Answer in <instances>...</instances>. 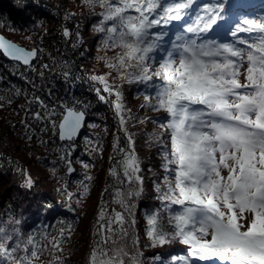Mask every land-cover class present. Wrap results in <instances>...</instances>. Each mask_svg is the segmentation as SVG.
I'll use <instances>...</instances> for the list:
<instances>
[{
	"label": "snow or ice",
	"instance_id": "snow-or-ice-1",
	"mask_svg": "<svg viewBox=\"0 0 264 264\" xmlns=\"http://www.w3.org/2000/svg\"><path fill=\"white\" fill-rule=\"evenodd\" d=\"M83 4L90 11L97 6L102 10L93 31L103 34V49L114 53L98 57L110 71L90 79L116 97L113 107L130 150L117 144L113 149L124 153L118 167L129 185L136 186L127 193L130 197L141 196L143 177L135 141L126 132L128 121L135 118L123 103L122 85H141L140 108L164 114L158 122L160 132L149 135V143L162 145L166 173L163 186L155 188L162 207L145 217L149 246L185 245L186 255L172 257L171 264H264V16L241 18L228 31L232 40L221 42L212 33L226 19L223 2L83 0ZM174 23L178 26L173 30ZM64 35H69L67 30ZM0 50L24 65L37 56V50L2 38ZM113 73L119 83L109 84ZM68 75L65 72L66 79ZM15 95H20L19 89ZM30 103L46 107L39 97ZM84 116V111L66 107L58 126L60 140H73ZM33 118L44 117L36 112ZM72 171L69 162L68 172ZM109 175L118 176L117 169H110ZM24 186H32L30 178ZM117 197L114 202L132 216L135 205L120 193ZM128 222L122 212L106 219L101 209L94 233L100 240L92 247L88 264H124L128 253L116 240L128 235L124 228ZM60 244L61 239L53 238L39 246L32 236L23 240L18 228L0 226V264H33L49 245L50 264H64L55 256ZM109 244L113 246L108 248Z\"/></svg>",
	"mask_w": 264,
	"mask_h": 264
},
{
	"label": "trees",
	"instance_id": "trees-1",
	"mask_svg": "<svg viewBox=\"0 0 264 264\" xmlns=\"http://www.w3.org/2000/svg\"><path fill=\"white\" fill-rule=\"evenodd\" d=\"M215 2L225 3L227 12L213 37L225 36L243 17L264 16V0H199L200 4ZM101 11L98 6L90 11L83 0H0V33L37 50L30 65L10 60L0 51V226L18 228L23 240L32 236L39 246L59 238L55 256L64 264H88L101 209L107 218L122 212L129 221L124 225L128 235L117 239L116 245L128 253L124 264H171L172 257L186 255L187 247L174 243L153 248L145 235L146 215L162 207L155 190L156 185L163 186L166 175L162 145L149 143V135L160 132L158 122L164 114L140 108L141 85H122L123 103L135 118L128 121L126 132L135 141L143 177L141 196L130 197L127 193L136 186L129 185L118 167L124 153L113 149L117 144L130 150L113 107L116 97L90 79L110 71L98 57L114 55L103 49V34L93 31ZM177 26L174 23L173 30ZM114 78L115 73L109 84L119 83ZM34 97L46 107L30 103ZM68 106L82 109L85 120L75 139L61 141L57 124ZM36 112L44 118L34 119ZM145 117L144 124L138 123ZM69 162L71 174L66 172ZM112 168L118 176L109 175ZM26 178L32 181L30 188L24 186ZM117 193L135 205L132 216L114 202ZM61 229H65L63 237ZM52 258L49 245L33 264H50Z\"/></svg>",
	"mask_w": 264,
	"mask_h": 264
},
{
	"label": "water",
	"instance_id": "water-1",
	"mask_svg": "<svg viewBox=\"0 0 264 264\" xmlns=\"http://www.w3.org/2000/svg\"><path fill=\"white\" fill-rule=\"evenodd\" d=\"M0 38H2L4 41H6V42H9V43H12V44H15V45H17L18 47H22V48H24L25 50H33V49H35V48H27V47H25V46H23V45H20V44H18V43H16L15 41H13V40H11V39H9V38H7V37H5L3 34H1L0 33ZM36 50V49H35ZM1 52H2V54L4 55V53H3V50H0ZM6 56V55H5ZM8 59H10V60H13V61H16V60H14V59H12V58H10V57H8V56H6ZM35 59V58H34ZM33 59V60H34ZM32 60V61H33ZM18 62V61H17ZM19 63H21V62H19ZM22 64V63H21ZM22 65H24V64H22ZM66 108V107H65ZM65 108H64V110H63V113H62V115H61V117H60V119H59V121H58V124H57V135H58V138H59V128H58V126H59V123H60V121L62 120V118H63V115L65 114ZM67 108H73V107H67ZM75 109V108H74ZM75 110H77V111H83L82 109H75ZM84 120H85V116H84ZM84 122V121H83ZM83 125V124H82ZM81 129H82V127L80 128V130H79V132L81 131ZM79 132L76 134V136L74 137V138H76L77 136H78V134H79ZM59 140H60V138H59ZM62 141V140H61ZM65 141V140H64ZM68 141V140H67ZM70 166H71V168L73 169V166L70 164ZM69 167V166H68ZM67 172H68V168H67ZM73 172V171H72ZM71 172V173H72ZM69 173V172H68ZM70 174V173H69Z\"/></svg>",
	"mask_w": 264,
	"mask_h": 264
},
{
	"label": "rangeland",
	"instance_id": "rangeland-1",
	"mask_svg": "<svg viewBox=\"0 0 264 264\" xmlns=\"http://www.w3.org/2000/svg\"><path fill=\"white\" fill-rule=\"evenodd\" d=\"M251 18H255V17H251ZM240 35L244 36L245 39L248 38L246 34L241 33ZM214 38L219 39L221 42H230L232 40V37L228 33L225 34V36H219V37H214ZM246 67H247V65L245 64L244 67L241 68V73H243L245 71ZM240 80H241V83L245 82L243 75H241ZM106 219H107V216H106ZM101 222H103V221H101ZM97 228H98V222L95 225V228H93V233H96ZM94 239H95V243H96L98 240H100V237L97 235H94Z\"/></svg>",
	"mask_w": 264,
	"mask_h": 264
},
{
	"label": "bare ground",
	"instance_id": "bare-ground-1",
	"mask_svg": "<svg viewBox=\"0 0 264 264\" xmlns=\"http://www.w3.org/2000/svg\"><path fill=\"white\" fill-rule=\"evenodd\" d=\"M84 123V122H83ZM83 126V125H82ZM75 139V138H74ZM65 141H67V140H65ZM69 141V140H68ZM68 168V167H67ZM66 172H67V170H66ZM67 174H69L68 172H67ZM71 174V173H70Z\"/></svg>",
	"mask_w": 264,
	"mask_h": 264
}]
</instances>
